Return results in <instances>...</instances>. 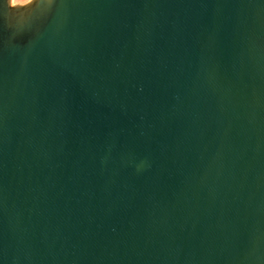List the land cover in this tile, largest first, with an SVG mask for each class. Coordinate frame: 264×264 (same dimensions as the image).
<instances>
[{
    "label": "water",
    "instance_id": "water-1",
    "mask_svg": "<svg viewBox=\"0 0 264 264\" xmlns=\"http://www.w3.org/2000/svg\"><path fill=\"white\" fill-rule=\"evenodd\" d=\"M0 0V264H264V0Z\"/></svg>",
    "mask_w": 264,
    "mask_h": 264
},
{
    "label": "clouds",
    "instance_id": "clouds-1",
    "mask_svg": "<svg viewBox=\"0 0 264 264\" xmlns=\"http://www.w3.org/2000/svg\"><path fill=\"white\" fill-rule=\"evenodd\" d=\"M42 2V0H31V3H34L36 5L40 4ZM43 2L49 6H51V4L53 3V0H43ZM7 3L11 4V0H7Z\"/></svg>",
    "mask_w": 264,
    "mask_h": 264
},
{
    "label": "snow or ice",
    "instance_id": "snow-or-ice-1",
    "mask_svg": "<svg viewBox=\"0 0 264 264\" xmlns=\"http://www.w3.org/2000/svg\"><path fill=\"white\" fill-rule=\"evenodd\" d=\"M30 4H34V3H30Z\"/></svg>",
    "mask_w": 264,
    "mask_h": 264
}]
</instances>
